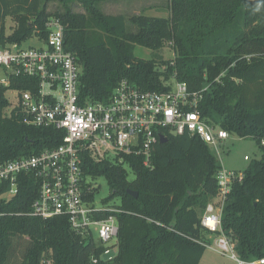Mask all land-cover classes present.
<instances>
[{"label": "trees", "instance_id": "obj_1", "mask_svg": "<svg viewBox=\"0 0 264 264\" xmlns=\"http://www.w3.org/2000/svg\"><path fill=\"white\" fill-rule=\"evenodd\" d=\"M58 1L64 11L51 13L49 0H0L2 44L22 45L34 36L47 41L48 21L60 20L65 48L82 66V105L107 102L122 80L150 92L170 91L172 79L193 93L208 87L199 102L202 117L229 135L255 141L261 153L259 160L250 161L242 182L233 186L223 230L241 260L264 258V0H170L167 18L106 15L97 7L104 0ZM74 3L83 12L69 7ZM9 18L15 26L8 35ZM128 25L137 32H130ZM137 46L150 50L151 58H137ZM167 46L174 51L172 61L163 58ZM8 81V86L0 84V162L62 145L61 131L4 117L7 92L39 90L36 78L8 75ZM167 139L157 145L151 167L142 158L126 157L133 180L124 166L80 157L85 179L107 180V208L119 200L110 207L117 213L98 214L118 219L112 260L100 259L105 248L76 235L67 218L31 217L39 188L34 178L21 175L17 195L0 199V264H9L18 238L31 242L20 264H201L213 242L201 220L217 197L221 166L217 154L200 140L188 135ZM8 190L7 183L1 184L0 196ZM93 199L85 188V200Z\"/></svg>", "mask_w": 264, "mask_h": 264}, {"label": "built area", "instance_id": "obj_2", "mask_svg": "<svg viewBox=\"0 0 264 264\" xmlns=\"http://www.w3.org/2000/svg\"><path fill=\"white\" fill-rule=\"evenodd\" d=\"M47 29V41L34 36L43 44L41 47L3 45L0 38V67L5 69L7 76L39 80L37 94L13 91L15 97L8 100L4 117L29 127L61 131L63 143L54 150L32 157L0 162V185H9V190L0 199L9 200L17 195L21 175L34 178L39 190L29 215L44 220L67 218L76 235L105 248L100 259L106 261L104 257L117 243L119 223L114 215L100 218L98 214L117 213L118 210L98 208L95 203L85 200V188L90 191L89 181L93 178L85 179L80 157L88 155L98 163L109 162L127 167V170L130 165L126 157H136L142 158L146 167H151L160 135L165 138L188 135L209 146L217 155L219 146L230 135L202 117L199 102L208 87L193 93L185 83L175 79L168 84V92L143 91L130 81L122 80L107 102L82 105L79 93L82 66L77 56L65 48L64 26L60 20L52 18ZM169 46L172 47V43ZM0 84L8 86L9 81ZM243 178L244 173L221 166L217 174V197L208 205L201 223L212 235L210 239H213L216 251L239 264H264V258L249 262L241 260L223 230L224 209L233 186L241 183ZM92 261L98 262L95 256Z\"/></svg>", "mask_w": 264, "mask_h": 264}, {"label": "rangeland", "instance_id": "obj_3", "mask_svg": "<svg viewBox=\"0 0 264 264\" xmlns=\"http://www.w3.org/2000/svg\"><path fill=\"white\" fill-rule=\"evenodd\" d=\"M170 0H104L97 5V7L106 15H123L126 18H130L134 15L144 14L149 17H161L167 18L170 15L169 11ZM69 7L74 12H82L83 6L79 3L71 4ZM48 10L51 13L63 12L64 8L58 0H49ZM15 26L11 18L7 19L6 34H11L12 29ZM130 32H137V28L128 25ZM43 44L38 42L35 37L23 44V47H41ZM135 55L140 59H150L151 51L137 46L135 49ZM163 58L165 61H172L175 58L174 51L170 47H166L163 50ZM165 68V67H164ZM8 80L7 73L4 68L0 67V82ZM15 97L13 91L6 93V98L10 101ZM245 157H249L246 161ZM220 166L229 171L244 172L251 160H259L261 153L255 141L250 139H241L238 136L230 135L229 138L219 146V155H217ZM127 168V167H126ZM129 180L134 179V173L128 169ZM90 191L89 193L94 196L93 202L98 208L107 207L104 204V200L109 197L111 190L107 180L104 177H97L90 179ZM119 200L115 199L108 206L112 207L114 204H118ZM212 235L208 234L209 238ZM213 240V239H212ZM28 238H18L13 241L12 254L9 264H20L24 258V254L30 245ZM214 241L207 247L201 264H239L228 255H223L215 250ZM117 253V250L111 248L110 254L105 256L107 261L113 259ZM48 264V263H47Z\"/></svg>", "mask_w": 264, "mask_h": 264}, {"label": "water", "instance_id": "obj_4", "mask_svg": "<svg viewBox=\"0 0 264 264\" xmlns=\"http://www.w3.org/2000/svg\"><path fill=\"white\" fill-rule=\"evenodd\" d=\"M168 139L165 138L163 135H160V143L161 144H164V143H167ZM131 195L137 197L138 196V193H133V192H129Z\"/></svg>", "mask_w": 264, "mask_h": 264}, {"label": "crops", "instance_id": "obj_5", "mask_svg": "<svg viewBox=\"0 0 264 264\" xmlns=\"http://www.w3.org/2000/svg\"><path fill=\"white\" fill-rule=\"evenodd\" d=\"M117 1H119V0H117ZM120 1H122V0H120ZM100 4V3H99ZM83 12V11H82ZM141 15V14H140ZM154 17V16H153Z\"/></svg>", "mask_w": 264, "mask_h": 264}]
</instances>
